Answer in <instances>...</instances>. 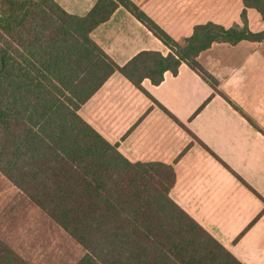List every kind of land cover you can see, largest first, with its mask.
I'll list each match as a JSON object with an SVG mask.
<instances>
[{
	"label": "trees",
	"instance_id": "trees-1",
	"mask_svg": "<svg viewBox=\"0 0 264 264\" xmlns=\"http://www.w3.org/2000/svg\"><path fill=\"white\" fill-rule=\"evenodd\" d=\"M264 21V0H242ZM124 7L171 50L116 64L91 33ZM207 23L174 40L134 0H97L85 16L54 0H0V174L70 235L77 264H242L171 198L172 165L130 162L80 115L116 72L159 85L187 64L218 92L198 61L215 43L262 42L264 31ZM0 264H32L0 238Z\"/></svg>",
	"mask_w": 264,
	"mask_h": 264
},
{
	"label": "crops",
	"instance_id": "crops-1",
	"mask_svg": "<svg viewBox=\"0 0 264 264\" xmlns=\"http://www.w3.org/2000/svg\"><path fill=\"white\" fill-rule=\"evenodd\" d=\"M85 16L97 0H54ZM176 41L198 25L251 32L264 21L242 0H134ZM119 66L143 51L171 50L124 7L91 33ZM198 61L218 82V92L182 63L140 89L121 73L80 108L79 115L130 162L172 165L174 202L242 264H264V41L215 43Z\"/></svg>",
	"mask_w": 264,
	"mask_h": 264
},
{
	"label": "rangeland",
	"instance_id": "rangeland-1",
	"mask_svg": "<svg viewBox=\"0 0 264 264\" xmlns=\"http://www.w3.org/2000/svg\"><path fill=\"white\" fill-rule=\"evenodd\" d=\"M0 238L32 264H77L83 248L0 174Z\"/></svg>",
	"mask_w": 264,
	"mask_h": 264
}]
</instances>
